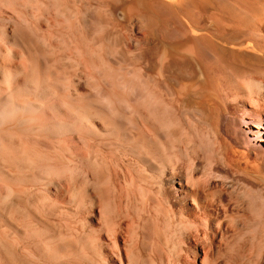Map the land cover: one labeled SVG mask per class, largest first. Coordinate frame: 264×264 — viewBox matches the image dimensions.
<instances>
[{"label":"bare ground","instance_id":"bare-ground-1","mask_svg":"<svg viewBox=\"0 0 264 264\" xmlns=\"http://www.w3.org/2000/svg\"><path fill=\"white\" fill-rule=\"evenodd\" d=\"M0 264H264V0H0Z\"/></svg>","mask_w":264,"mask_h":264}]
</instances>
